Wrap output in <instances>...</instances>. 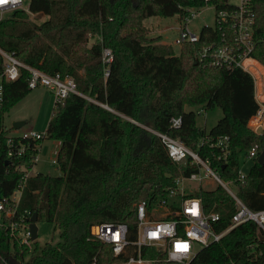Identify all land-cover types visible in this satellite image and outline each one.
<instances>
[{
  "label": "trees",
  "instance_id": "obj_1",
  "mask_svg": "<svg viewBox=\"0 0 264 264\" xmlns=\"http://www.w3.org/2000/svg\"><path fill=\"white\" fill-rule=\"evenodd\" d=\"M206 5L214 6L216 18L221 11L235 8L229 0H29L30 12L44 14L46 21L32 24L21 10L0 21V49L49 75L72 77L81 94L54 105V121L46 130L47 139L60 143L61 175H30L15 205L10 198L35 165L36 146L41 142L28 144L9 135L4 125L9 110L31 92L28 71L22 69L17 80L4 82L0 202L7 200L5 207L12 209L9 224L28 227L36 215L37 224L54 225L61 241L36 245L26 261L28 248L20 253L6 228L0 230V256L21 264H91L94 260L110 264L114 260L110 248L92 238V226L127 224L134 238L135 205L164 198L177 177L196 171L175 164L155 132L178 138L210 157L225 181L236 177L241 153L255 145L264 152V135L248 126L259 109L252 76L200 60L203 47L222 43L224 31L217 22L214 27L204 26L199 42L183 44L178 53L173 45L161 44V38L149 37L144 24L153 16L182 18L187 10L200 11ZM252 7L255 37L260 41L252 55L264 66V0H252ZM105 49L113 52L111 64L104 62ZM3 71L0 54V75ZM216 108L223 112L217 124L210 131L199 127L198 114ZM173 118L182 119L180 128H172ZM207 135L231 138L226 166L214 162L212 150L200 145ZM9 139L28 146L23 156H9ZM239 195L251 210H264V165L254 164ZM199 196L205 213L221 215L214 224L216 231L225 230L235 213L230 195L218 186L201 189ZM261 236L256 223L248 222L219 242L209 243L191 264H264Z\"/></svg>",
  "mask_w": 264,
  "mask_h": 264
},
{
  "label": "built area",
  "instance_id": "obj_2",
  "mask_svg": "<svg viewBox=\"0 0 264 264\" xmlns=\"http://www.w3.org/2000/svg\"><path fill=\"white\" fill-rule=\"evenodd\" d=\"M24 1L0 0V21L19 10L31 13L29 7H25ZM233 5L235 6L234 10L221 11L215 20L219 29L224 31L221 36L222 43L218 45L215 41L211 42L203 47L199 56L201 61H206L209 65L240 69L252 76L259 109L250 119L248 126L258 133L260 128L264 131V83H261L264 81V66L252 55L260 42L255 37L256 14L252 7V0H238V3ZM187 12L185 17H180L182 26L177 38L172 43L174 46L181 47L187 42L197 43L200 40L201 31L195 33L189 28L192 20L200 12L196 9H189ZM224 26L229 30L225 31ZM0 54L4 60V71L0 75V106L3 102L4 82L17 80L22 69L29 73L28 87L31 90L39 87L49 89L55 99L54 105L62 103L71 94L81 95L72 77H62L59 74L49 75L24 64L14 53L2 49H0ZM103 57L106 64H111L113 61L112 50L105 49ZM108 72L107 70L106 76ZM258 88L259 94L257 93ZM250 124L254 125V128ZM181 125V118L171 120L172 128L177 129ZM155 134L161 138L175 164L180 167L188 166L196 171L177 177L174 184L167 189L164 198L154 202L141 201L135 205L137 228L134 238L133 231L127 224L101 223L92 226V238L110 248L114 258L110 264H191L200 250L209 243L219 242L236 227L248 222L256 223L262 233L261 240L264 243V210H251L239 195L240 185L246 182L252 167L259 160L261 155L259 146L255 145L249 151L240 154L236 177L232 181H225L213 167L210 157H203L178 138L158 132ZM260 135H264V133ZM16 137H20L30 144L31 142H41L46 138V132L27 130ZM8 145L9 156H23L28 148L23 143L15 145L12 139L8 140ZM200 145L212 150L214 162L217 164L226 166L229 162L232 151L229 136L213 139L207 135L201 140ZM36 147L40 152L41 145ZM56 148H54L56 157L52 161L53 164H57L59 149ZM37 161L38 156L35 158L34 164ZM247 162H252V166L245 173L242 171V167ZM30 175L31 171L26 172L10 198L15 205L19 204L27 178ZM209 179L213 181L215 185L213 187L221 186L234 201L235 213L232 215L229 226L222 232H217L214 227V224L221 220V215L205 213L202 199L199 196L201 189L213 188L201 186ZM196 184L199 186L197 187ZM228 184H234L238 191L232 192L227 187ZM5 202L7 200L0 202V230L9 228L11 235L22 246H29L31 242L29 227L23 226L20 230V223L9 224L8 219L13 215V212L10 207H5ZM196 245H200L201 248L197 250ZM91 264L99 263L94 260Z\"/></svg>",
  "mask_w": 264,
  "mask_h": 264
},
{
  "label": "rangeland",
  "instance_id": "obj_3",
  "mask_svg": "<svg viewBox=\"0 0 264 264\" xmlns=\"http://www.w3.org/2000/svg\"><path fill=\"white\" fill-rule=\"evenodd\" d=\"M231 4H237L238 0H229ZM24 5L26 8L29 7V0L24 1ZM199 14L192 20L189 28L195 32L200 33L204 26H215L216 20V11L213 5H206L203 7ZM29 15V20L32 24L40 25L44 21L47 20V16L44 14H32L27 13ZM181 18L179 15L174 17H160L153 16L145 19L144 24L149 30V37L151 38H161L160 43L164 45H173V41L177 38L180 28L182 26ZM94 42L93 40L91 41ZM174 46V45H173ZM175 51L178 53L180 47L174 46ZM262 81V80H261ZM262 84L264 83L261 82ZM263 90V89H262ZM257 93L259 94V88L257 89ZM55 99L53 94L49 91V89L45 87H39L36 89H32L31 92L22 100H20L16 105H14L9 112L5 115L4 125L9 131V135H12L15 130L13 129V124L18 121H24L26 124L21 128L20 134L27 130H33L39 133L46 132L48 125L53 122V109H54ZM223 117V112L221 109L216 108L213 110L201 112L197 117V125L201 128H205L207 131H210L217 122ZM250 126L254 128V125ZM20 130V129H19ZM259 134V133H258ZM260 135V134H259ZM40 152L38 154V161L33 166L31 170L32 174H37L39 172L44 174H50L53 176L61 175V171L57 164H53L52 161L55 159V155L53 154V150L55 147L59 146V142L50 139H43L41 141ZM252 166V162H247L243 167L242 171L247 173L250 167ZM196 186L198 187L199 184ZM205 188H212L214 185L211 179L203 182L201 185ZM227 187L234 193H236L237 187L234 184H228ZM215 188V187H213ZM212 188V189H213ZM9 208V207H8ZM30 224V223H29ZM20 230H22L25 224L20 223ZM29 227V226H28ZM38 227V238L31 242L29 246H22L20 242L17 240L20 253L25 252L24 248H28V253L26 254V261L32 258L31 254L36 245L44 246L47 243H52L54 245L58 244L61 241L59 232L54 231L55 227L53 224L49 223H39ZM201 248L200 245H196V249L199 250ZM14 253V251H12ZM7 259L3 256H0V264H7ZM9 264H21L20 260H10Z\"/></svg>",
  "mask_w": 264,
  "mask_h": 264
},
{
  "label": "water",
  "instance_id": "obj_4",
  "mask_svg": "<svg viewBox=\"0 0 264 264\" xmlns=\"http://www.w3.org/2000/svg\"><path fill=\"white\" fill-rule=\"evenodd\" d=\"M105 108L109 109L108 107H105ZM109 110H111V109H109ZM25 124L26 123L24 121L15 122L13 124V129L14 130H19L23 126H25ZM257 132L259 134H263L264 133V131L261 128ZM258 163L260 165H264V152L261 153V155L259 157V160H258ZM29 230H30V233H31V239L33 241H35L38 238V227H37V216L36 215H34L33 218L31 219V222L29 224Z\"/></svg>",
  "mask_w": 264,
  "mask_h": 264
},
{
  "label": "crops",
  "instance_id": "obj_5",
  "mask_svg": "<svg viewBox=\"0 0 264 264\" xmlns=\"http://www.w3.org/2000/svg\"><path fill=\"white\" fill-rule=\"evenodd\" d=\"M53 121H54V120H53ZM50 124H51V123H50ZM50 124H49V125H50ZM49 125H48V126H49ZM20 132H21V129H20V130H15V132L12 134V136H19V135H21ZM24 132H25V131H24ZM56 149H57V150L60 149V143H59V146H58ZM53 152H54V150H53ZM53 154H54V153H53Z\"/></svg>",
  "mask_w": 264,
  "mask_h": 264
}]
</instances>
